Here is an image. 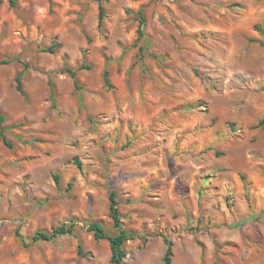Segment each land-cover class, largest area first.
<instances>
[{"label":"rangeland","instance_id":"obj_1","mask_svg":"<svg viewBox=\"0 0 264 264\" xmlns=\"http://www.w3.org/2000/svg\"><path fill=\"white\" fill-rule=\"evenodd\" d=\"M103 5L0 0V264H110L111 190L128 264H264V0Z\"/></svg>","mask_w":264,"mask_h":264},{"label":"trees","instance_id":"obj_2","mask_svg":"<svg viewBox=\"0 0 264 264\" xmlns=\"http://www.w3.org/2000/svg\"><path fill=\"white\" fill-rule=\"evenodd\" d=\"M12 6H16V0H9ZM98 1V7H99V28L103 29L104 28V19H105V15H106V10L105 7L103 5V0H97ZM139 15H140V22H139V26L137 29L138 32V37L137 40L134 42V46L138 45V41L144 37L145 35V31H144V25L146 22V16L144 14V7L140 8L138 11ZM140 49H143L142 46H140ZM44 50L46 51H50V52H54L55 51V46H50L49 48H45ZM10 60L8 59H3L0 61V64L2 63H8ZM86 67H90L88 65L82 64L78 67H63L59 70V72L62 73H68L73 79H74V84L77 88H80V84L77 78V71L79 69H83ZM103 78H104V82L105 85L107 86H112L111 84V80H110V76H109V70L107 69V67L104 69L103 71ZM18 80V88L20 91H23V85H22V80L21 77L19 76L17 78ZM51 86L53 87V84L51 83ZM52 96L54 97V88L52 90ZM6 121V116L4 115V113L2 112V110L0 109V135L2 140L4 141V143L6 145H8L9 147H12L13 144L8 140V137L5 133L4 130V124ZM257 126H261L264 127V119L259 120ZM56 179H59V175L55 176ZM110 217L112 218L113 221V227L116 230V232L114 234H109L105 228V226L103 225V223L99 222V221H91L88 226L87 229L88 231L92 232L94 235V238L96 240H101V239H107L110 243V247H111V259H110V264H128L125 262V258L127 256V252L125 250V243L133 238V234L132 232L128 231L126 228L123 227V217L121 215L120 212V208H119V202L117 199V193L114 190L110 191ZM74 233V224H61L58 225L56 227H54L53 229H51L50 231H37L33 237L32 240L33 241H41V240H45V241H51L56 239L58 236L61 235H65V234H72ZM18 234L20 235V233L18 232ZM165 243L167 245V249L164 255V262L165 264H171L172 262V257L174 255V251H173V241L165 238ZM82 252V250H81Z\"/></svg>","mask_w":264,"mask_h":264}]
</instances>
